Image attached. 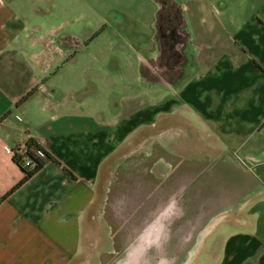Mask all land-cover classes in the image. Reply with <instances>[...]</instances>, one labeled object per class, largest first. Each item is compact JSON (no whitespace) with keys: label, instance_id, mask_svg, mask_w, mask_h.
Returning a JSON list of instances; mask_svg holds the SVG:
<instances>
[{"label":"crops","instance_id":"0c3cea01","mask_svg":"<svg viewBox=\"0 0 264 264\" xmlns=\"http://www.w3.org/2000/svg\"><path fill=\"white\" fill-rule=\"evenodd\" d=\"M82 1L0 0V264H83L105 166L134 137L171 129L230 151L231 205L190 264H264V0H176L185 49L163 56L156 36L152 58L174 81L152 73L132 95L97 60L115 53L117 32ZM31 141L45 165L11 193L23 179L14 151Z\"/></svg>","mask_w":264,"mask_h":264},{"label":"rangeland","instance_id":"374dc122","mask_svg":"<svg viewBox=\"0 0 264 264\" xmlns=\"http://www.w3.org/2000/svg\"><path fill=\"white\" fill-rule=\"evenodd\" d=\"M75 2L67 5L74 8ZM89 3L92 8L82 1L81 11L90 15L92 23L100 26L105 19L108 29L119 34L113 36L116 44L111 57L97 55L98 63L110 61L111 72H107L110 78L123 79L124 90L128 88L131 95L138 89V79H150L155 73L174 81L173 74H163L165 69L161 68L159 61L152 59L156 52L153 41L158 31V15L162 9L160 0H89ZM58 9L65 13L63 7L55 6L51 7V13L58 14ZM101 28L106 29V26ZM148 62L155 71L145 67ZM122 89V86L115 85L111 96L113 102L122 97L119 95ZM190 132L193 133L191 129L182 132L171 129L163 132L161 137L155 136L154 131L136 136L109 161L101 176L98 205L92 208L89 229L85 231L87 245L83 264H158L164 258L166 264L191 263L205 236L224 217L222 212L231 204L224 200L228 192L224 190L221 173L223 157L230 151L221 150L217 142L201 141L202 134L193 133L192 140ZM241 168L247 170L244 165ZM155 198L164 202L177 199V208L181 209L178 215L188 221V225L182 226L184 222L178 224L175 212H164V218L150 225L147 231L155 236V244L166 239L162 252L168 246V255L163 257V254L150 252L145 257V248L153 243L146 240L136 254L143 260L137 262L132 259L133 250L129 248L138 229L131 226L139 224L138 215L143 210L152 212L148 207L153 205ZM158 213L152 212L151 217ZM170 216L173 220L169 219ZM174 221L176 226H172ZM172 227L173 231L176 230L173 237L168 235ZM130 238L133 241H129Z\"/></svg>","mask_w":264,"mask_h":264},{"label":"trees","instance_id":"16d2710c","mask_svg":"<svg viewBox=\"0 0 264 264\" xmlns=\"http://www.w3.org/2000/svg\"><path fill=\"white\" fill-rule=\"evenodd\" d=\"M160 2L162 3V9L158 15L157 41L162 49V55H167L164 53L166 50H171L173 46H177L181 49L179 52L180 54L182 53L185 41L187 40V33L186 30H184L186 26L183 17V9L177 4L176 0H160ZM34 94L35 90H32L22 98L19 104L28 102ZM37 147L38 146L31 141L27 144L26 152L23 153L20 148L15 149L13 160L21 170L23 179L11 193L19 189L43 169L45 160L36 153V150L38 149ZM26 160L31 161L30 166L25 167L24 164Z\"/></svg>","mask_w":264,"mask_h":264},{"label":"flooded vegetation","instance_id":"af4514ba","mask_svg":"<svg viewBox=\"0 0 264 264\" xmlns=\"http://www.w3.org/2000/svg\"><path fill=\"white\" fill-rule=\"evenodd\" d=\"M153 202V205H150L149 207H148V210H150V211H152V212H157V211H159V213L158 214H156V215H154L153 217H151V213L152 212H146L145 210H143L142 211V214L140 213L139 215H138V217H139V224H132V228H134V229H138V232L136 233V238L134 239V241L133 240H131L132 238H130L129 239V241H133L132 243H131V247H132V249H131V247L129 248L130 250H133L132 252V259H137L138 261L137 262H141L143 259L142 258H140V256L139 255H136L137 254V252H138V250H140L141 248H143V245H144V242L147 240H149V241H151V242H153V243H151L152 245L150 246V247H148V248H145L146 249V252H147V254H145V257L148 255V253H150V252H152V254H154V255H157V254H159V255H161V254H163V257H165V256H167L168 255V251L170 250V248L168 247V246H165V251L164 252H162L163 251V245L165 244L164 242L166 241V239H163V241L162 242H160L161 240H159L158 241V243H154L156 240H155V236L154 235H152V234H150L147 230H148V227H150V225H154L155 224V222L156 221H158V220H162L163 218H164V216H165V214H164V212L166 213V212H175L174 213V215H178V213L181 211V209L179 208H177V199H175V198H171V199H167V200H165V202L164 201H162L161 200V198L160 199H157L156 200V198L154 199V201H152ZM174 203V204H173ZM173 206L174 207H176V209L175 208H173ZM179 206V205H178ZM173 208V209H172ZM144 209H145V207H144ZM172 209V210H171ZM175 209V210H174ZM174 210V211H173ZM180 210V211H179ZM171 215H173V214H171ZM169 219H172L173 220V217L172 216H170L169 217ZM177 223L178 224H180V223H182V222H184V223H182L181 225L182 226H184L185 225V227L188 225V221H186L185 222V220H183L182 219V217L180 216V215H178L177 216ZM175 220V221H176ZM174 221V224L172 225V226H176L177 225V223ZM192 225H190V227H191ZM171 227V226H170ZM177 227H181V226H177ZM153 228V227H152ZM171 230H172V232L171 233H169L168 235H172V237H173V234H174V231H176V230H174L173 231V227L171 228ZM171 243V242H170ZM139 248V249H138ZM129 249L127 248V250L129 251ZM141 251V250H140ZM158 255V256H159ZM165 255V256H164ZM157 256V260H158V257ZM162 256V255H161ZM166 261V258H164L163 259V261H161V260H159L158 262V264H166L167 262H165ZM127 264V263H126ZM128 264H130V263H128ZM139 264H142V263H139ZM156 264H157V262H156Z\"/></svg>","mask_w":264,"mask_h":264},{"label":"built area","instance_id":"2783aa9c","mask_svg":"<svg viewBox=\"0 0 264 264\" xmlns=\"http://www.w3.org/2000/svg\"><path fill=\"white\" fill-rule=\"evenodd\" d=\"M26 147H27V145H23V146H20V147H18V148H20L21 149V151L24 153V152H26ZM36 153H37V150H36ZM39 156V155H38ZM40 156H43V153L42 152H40ZM25 167L26 166H30L31 165V161L30 160H26V162H25Z\"/></svg>","mask_w":264,"mask_h":264}]
</instances>
